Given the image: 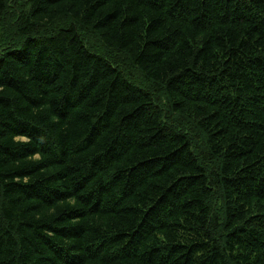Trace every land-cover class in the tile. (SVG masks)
I'll use <instances>...</instances> for the list:
<instances>
[{"label":"trees","instance_id":"obj_1","mask_svg":"<svg viewBox=\"0 0 264 264\" xmlns=\"http://www.w3.org/2000/svg\"><path fill=\"white\" fill-rule=\"evenodd\" d=\"M0 264H264V0H0Z\"/></svg>","mask_w":264,"mask_h":264},{"label":"bare ground","instance_id":"obj_2","mask_svg":"<svg viewBox=\"0 0 264 264\" xmlns=\"http://www.w3.org/2000/svg\"><path fill=\"white\" fill-rule=\"evenodd\" d=\"M158 13V12H157ZM88 22V21H87ZM232 27V26H231ZM70 113V112H69ZM117 121V120H116ZM254 130V129H253ZM144 160V159H143ZM55 241V240H54Z\"/></svg>","mask_w":264,"mask_h":264}]
</instances>
